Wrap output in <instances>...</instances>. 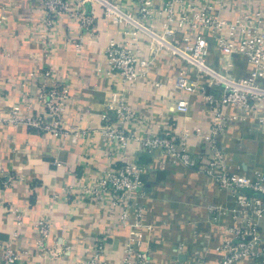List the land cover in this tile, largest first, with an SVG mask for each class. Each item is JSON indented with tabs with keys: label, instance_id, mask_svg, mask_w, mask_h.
<instances>
[{
	"label": "crops",
	"instance_id": "1",
	"mask_svg": "<svg viewBox=\"0 0 264 264\" xmlns=\"http://www.w3.org/2000/svg\"><path fill=\"white\" fill-rule=\"evenodd\" d=\"M118 1L128 9L134 0ZM95 14L98 32L75 50L73 46L46 43L40 31L43 15L39 0H0V167L6 177H13L0 189V241L19 253L17 264H81L90 256L94 243L107 236L115 252L106 259L107 264H118L128 229L118 225L116 215H107L90 202L77 203V191H68L67 187L82 184L109 164L120 166L132 159L139 161L142 169L145 193L140 201L147 206L143 221L149 226L140 229L137 237L151 250L150 264H219L217 244L225 229L241 221L230 214L237 207L235 196L219 189L202 171L162 156L159 150L150 152L139 142L142 135L171 126L188 133L189 150L194 156L210 155L208 143L197 139L196 134L210 125L213 113L221 108L217 100L209 102L205 96L211 93L208 79L181 59L161 52L146 80L138 78L124 87L108 73L104 53L111 38H120L121 26L103 19L98 7ZM66 21L63 19L60 25V41L77 34L76 27ZM139 55L148 58L146 44ZM221 58L223 61H218L220 55L214 53L209 60L217 66L225 65V57ZM47 66L70 85L60 136L6 119L14 104L24 118L41 114L43 108L36 100L40 83L32 73H40ZM184 68L191 80L205 87V94L186 93L176 87L177 76ZM249 69L237 59L231 72L244 75ZM122 89L129 107L145 121L129 127L139 138L129 140L124 154L117 156L101 131L106 124L101 115L109 112L114 125L116 117L109 109L115 105L113 93ZM181 98L188 102L186 113L176 111ZM223 110L227 115H237L225 124L217 139L230 169L249 177L264 173V127L258 124V118L264 115V101L256 112L234 106ZM43 216L52 225L45 245L55 257L38 253L37 222ZM257 224L258 234L264 238V216ZM243 264L264 263L246 260Z\"/></svg>",
	"mask_w": 264,
	"mask_h": 264
},
{
	"label": "built area",
	"instance_id": "2",
	"mask_svg": "<svg viewBox=\"0 0 264 264\" xmlns=\"http://www.w3.org/2000/svg\"><path fill=\"white\" fill-rule=\"evenodd\" d=\"M39 3L43 15L40 31L49 46L58 43L62 47L81 49L87 39L98 32L95 7L101 10L103 19L120 25V38H111L104 53L108 73L124 87L138 78L146 80L151 64L161 52L181 59L198 75L207 77L210 94H205V87L191 80L187 68L177 76L176 87L186 93L205 94L209 102L217 100L221 106L213 113L210 125L196 133L197 139L208 143L210 155L194 156L189 150L188 133H180L171 126L139 138L129 127L143 123L145 118L129 107L124 89L113 93L115 105L109 110L116 117L114 125L108 117L109 112H105L101 118L106 124L101 131L106 141L113 144L111 149L117 156L124 154L129 140L139 138L148 151L159 150L162 156H170L188 168L202 171L219 189L235 196L237 207L231 209L230 214L235 221L237 218L241 221L225 229L217 244L219 264H243L246 260H263L264 263V238L259 236L257 224L264 216V173L257 172L249 177L233 172L217 146L225 124L237 118V115H227L224 107L256 112L264 101V0H134L128 9L118 0H39ZM63 19L69 26L76 27L77 34H69L60 41L57 36ZM1 22L0 19V25ZM143 44L149 51L146 59L139 55ZM214 53L220 55L218 61H223L221 56H224L226 64L217 66L210 62L209 57ZM237 59L250 66L246 74L231 72ZM59 76L50 66L40 73H32V78L40 83L36 100L43 108L41 114L24 118L14 104L6 119L55 136L63 134L70 85ZM175 107L177 112L186 113L188 102L181 98ZM258 124L264 127V115L258 118ZM141 170L140 164L132 159L120 166L115 162L93 177L89 176L82 184L67 187L68 191H77V203L90 202L105 214L116 215L118 225L128 229L118 264L151 262V250L143 247L142 240L137 237L140 229L149 228L143 221L147 206L140 201L145 193ZM12 178L6 177L0 167V189L9 185ZM242 191L250 194H241ZM17 223H20L19 216ZM51 229V222L45 216L39 218L36 244L38 253L44 257L56 256L45 245ZM112 254L115 252L107 236H103L94 243L90 256L79 261L81 264H107L106 259ZM0 261L17 264L19 253L0 241Z\"/></svg>",
	"mask_w": 264,
	"mask_h": 264
},
{
	"label": "trees",
	"instance_id": "3",
	"mask_svg": "<svg viewBox=\"0 0 264 264\" xmlns=\"http://www.w3.org/2000/svg\"><path fill=\"white\" fill-rule=\"evenodd\" d=\"M139 162V161H138ZM140 164V163H139Z\"/></svg>",
	"mask_w": 264,
	"mask_h": 264
}]
</instances>
